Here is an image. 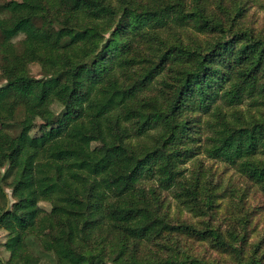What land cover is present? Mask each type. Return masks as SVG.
I'll return each instance as SVG.
<instances>
[{
    "label": "trees",
    "instance_id": "trees-1",
    "mask_svg": "<svg viewBox=\"0 0 264 264\" xmlns=\"http://www.w3.org/2000/svg\"><path fill=\"white\" fill-rule=\"evenodd\" d=\"M22 2L0 0V264H219L185 240L264 264L252 216L212 224L225 189L200 160L264 197V31L248 25L264 0ZM34 115L58 131L32 136Z\"/></svg>",
    "mask_w": 264,
    "mask_h": 264
},
{
    "label": "rangeland",
    "instance_id": "rangeland-1",
    "mask_svg": "<svg viewBox=\"0 0 264 264\" xmlns=\"http://www.w3.org/2000/svg\"><path fill=\"white\" fill-rule=\"evenodd\" d=\"M7 1L10 4L11 10H19L23 8L22 0ZM248 25L254 28L257 33L264 31V11L259 8H254L248 17ZM21 38L22 37H20V39ZM56 51V48H52L48 51V54L53 55ZM31 71L34 76H40L41 70L38 65H32ZM3 84H5L4 71L0 68V86ZM246 108L247 107L245 106L241 109L246 111ZM27 122L32 126L31 135L34 137L41 136L45 133L54 134L58 131L55 127H47L44 122L35 115L28 117ZM72 134L73 138L80 142L89 152L93 153L98 151L102 145V141L98 137L87 135L84 132L81 123H77L72 126ZM200 160H202L205 168H208L212 173L218 175L217 178L218 180H222L223 188L225 189L222 195L223 198L218 200L220 205L217 207V219L215 221L211 219L212 224L221 228V230L226 231L234 224L239 227L241 220H243L246 214H249V216L253 217L254 225L258 230L250 240V244H257V242L264 238V197L261 195L260 191L257 187H253L252 184L246 182V180H244L234 170L228 169L223 163L207 158H202ZM197 166V161H191L188 163L187 168L191 171L195 170ZM164 196L168 197V202L170 203V214L172 218L176 219V222L178 220L194 224L200 222V219H196L173 199H170L168 193H165ZM41 206L46 211H50L51 207L49 204L43 203ZM50 227V220L45 219L41 227L42 232H49ZM6 238L7 232L0 230V259L2 260L7 257V252L4 250ZM183 247L194 256L209 259L211 261L218 262L219 264H226V261L231 263V258L229 256L214 251L211 249V245L209 243H198L185 240L183 242Z\"/></svg>",
    "mask_w": 264,
    "mask_h": 264
}]
</instances>
